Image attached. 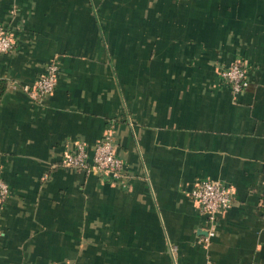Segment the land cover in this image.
<instances>
[{
    "label": "crops",
    "instance_id": "1",
    "mask_svg": "<svg viewBox=\"0 0 264 264\" xmlns=\"http://www.w3.org/2000/svg\"><path fill=\"white\" fill-rule=\"evenodd\" d=\"M0 24V264H264V0H0ZM108 128L121 178L61 163ZM204 179L232 195L208 241Z\"/></svg>",
    "mask_w": 264,
    "mask_h": 264
},
{
    "label": "built area",
    "instance_id": "2",
    "mask_svg": "<svg viewBox=\"0 0 264 264\" xmlns=\"http://www.w3.org/2000/svg\"><path fill=\"white\" fill-rule=\"evenodd\" d=\"M13 46L11 31L6 25L0 24V52L9 51ZM57 72V61L52 58L33 83H25L22 87L31 99L40 101L53 91L57 81ZM247 73L248 68L241 59L233 60L220 70V75L228 81L233 94L239 93L247 86ZM61 163L64 166L95 171L112 180L121 178L123 174V159L115 153L111 128H108L94 145L91 157H89L86 145L77 143L73 150L65 152ZM9 192V185L0 174V202L6 199ZM190 196L206 215L208 226L203 240L208 241L214 235L218 213L229 207L232 202L231 191L218 180L204 179L191 189Z\"/></svg>",
    "mask_w": 264,
    "mask_h": 264
},
{
    "label": "trees",
    "instance_id": "3",
    "mask_svg": "<svg viewBox=\"0 0 264 264\" xmlns=\"http://www.w3.org/2000/svg\"><path fill=\"white\" fill-rule=\"evenodd\" d=\"M5 80L0 79V94L3 92L4 88H5Z\"/></svg>",
    "mask_w": 264,
    "mask_h": 264
}]
</instances>
